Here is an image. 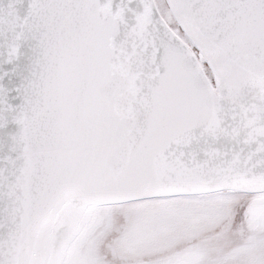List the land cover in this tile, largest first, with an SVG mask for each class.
<instances>
[{"label": "snow or ice", "instance_id": "obj_1", "mask_svg": "<svg viewBox=\"0 0 264 264\" xmlns=\"http://www.w3.org/2000/svg\"><path fill=\"white\" fill-rule=\"evenodd\" d=\"M0 264H264V0H0Z\"/></svg>", "mask_w": 264, "mask_h": 264}]
</instances>
